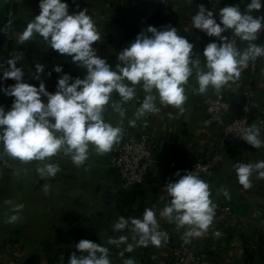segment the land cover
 <instances>
[{"label":"clouds","instance_id":"obj_1","mask_svg":"<svg viewBox=\"0 0 264 264\" xmlns=\"http://www.w3.org/2000/svg\"><path fill=\"white\" fill-rule=\"evenodd\" d=\"M261 7V0H251L244 12L238 6L223 7L219 10L220 23H217L213 11L199 5L198 13L192 17L193 27L220 41L206 45L203 66L198 55L193 58L194 45L179 35L177 28L169 25L164 30L149 26L142 31L119 53V63L112 70L93 48L101 36L87 9L69 14L68 4L61 0H40V14L18 34L17 43L24 45L39 36L52 50L71 57L72 63L86 69V75L83 79L77 77L73 80L70 75L63 74L53 94L46 90L41 80L43 65L36 64L32 77L40 80L37 88L23 82L24 71L17 67V62L23 59L22 54H12V58L6 61L7 69L0 64L3 79L16 82L2 89L6 96L14 97V101L7 112L0 106V145L3 146L0 159L9 157L25 165L34 163L35 172L41 179L54 178L61 171L60 166L52 162L54 157L62 154L70 157L76 167H82L89 159L90 148L94 147L98 155H105L121 143L126 115L123 105L136 98V86L142 88L145 96L134 113V119L129 120L130 127H136V121L149 114H159L161 107L157 106V100L163 107L178 110L176 117L169 113L170 118L183 115L188 100L186 86L193 75L198 83V89H192L194 94L204 95L209 88L219 94L230 88L240 80L242 69L247 68L250 61L264 57V46L254 43L264 31V17L251 14ZM10 26L11 22L5 26V31ZM229 30L234 37L247 42L245 49L241 51L222 35ZM53 71L62 73L63 68L55 66ZM113 93L119 95V101L113 100ZM42 97L47 98L46 103ZM109 107L119 114L121 126L114 127L105 122ZM240 138L255 149L264 147L260 127L255 123L246 127ZM234 167L238 183L245 190L252 188L254 173L264 179V161L237 163ZM175 175L179 179L169 182L164 189L170 202L160 216L175 224L177 230L185 229L182 239L185 244H190L192 239L207 234L214 222L217 205L211 199L210 185L196 171L186 172L183 176L177 171ZM50 188V184H45L44 193L48 194ZM218 194L231 199L224 187L218 190ZM5 203L11 206L10 212L13 213L7 216L5 223L20 222L24 205L14 204L11 200ZM129 227L131 243L126 235L107 240L109 245L116 247L126 245L121 257L124 252L131 253L137 247L146 248L151 244L160 248L169 240L168 233L161 230L156 213L150 207L145 208L142 218L119 217L112 230L121 233ZM76 249L81 255L73 253L68 264H111L108 247L82 239ZM123 264H135V261L128 258Z\"/></svg>","mask_w":264,"mask_h":264},{"label":"crops","instance_id":"obj_2","mask_svg":"<svg viewBox=\"0 0 264 264\" xmlns=\"http://www.w3.org/2000/svg\"><path fill=\"white\" fill-rule=\"evenodd\" d=\"M76 1L61 0L68 4L69 14H78L79 11L87 9V14L95 21L98 29L97 11L102 6L101 0H83L86 4L84 7H77L74 3ZM116 1L122 4L120 17L129 21V27L120 33L112 32L113 35L110 32L107 37H101L99 42L93 44L97 55L105 59L112 70H115L117 66L112 60L118 58L119 53L129 47L137 35L146 31L149 26L164 30L166 20L176 27L188 30L185 32L189 36L186 39L194 45L193 58L196 55L201 57V41L204 32L192 25V17L198 13L199 7L187 5L180 9L179 7L166 9L164 16L159 15L154 8L149 18L144 19L135 15L126 6L133 1L141 2L142 0ZM39 3L40 0H22L21 3L10 8L3 0H0V32L7 12H10L14 26L12 27L13 41L7 53V60L12 58V54H22L23 59L17 62V67L24 71L23 82L37 88L40 80L32 77L36 72V64L43 65L44 72L41 74V80L45 83L46 90L54 94L57 90V81L63 74L70 75L73 80L77 77L83 79L86 69L72 63L71 57L61 56L52 50L39 36L24 45L17 43L18 34L22 33L27 24L40 14ZM249 3V0H230L223 3V7L238 6L244 12ZM88 5L93 7L89 9ZM251 14L256 17L259 11H253ZM217 23H220L219 18ZM230 32L232 31L229 30L226 33ZM178 34L181 35L179 29ZM258 46H264V36L259 40ZM2 56L0 52V58ZM202 60L204 62V59ZM62 61L68 64L61 63ZM55 66H61L63 72H54ZM48 73H51L50 77ZM193 79L186 86L188 100L184 105L186 112L183 115L168 119L152 114L145 117L154 126L161 123V130L153 131L154 147L148 167L147 185L161 182L165 174H169V182H176L179 177L175 173L180 172V165L185 161V156L197 158L205 154L206 144L214 141L218 135V130L211 127L202 115L204 99L200 95L188 92L191 85L198 89L195 75ZM239 81L243 84L253 81L252 86L255 91L253 104L260 107L259 111L255 112L264 118V90L261 89L259 76L244 75ZM15 83L11 79H0V106L5 109L11 110L14 97L6 96L2 89ZM233 89L234 87L231 86L225 89V92L231 107H236L244 100L240 92H234ZM213 91L209 88L207 93ZM144 96L142 88L136 86V98L123 105L126 109L122 124L124 133L129 120L134 119V113L142 104ZM42 99L45 103L47 102L46 97ZM119 99V95L113 93V100L119 101ZM136 99H139L141 103L136 104ZM157 106L161 107L160 113L163 114L166 110L168 114L172 113L173 117L177 116L178 110L171 106ZM120 119L119 114L109 107L105 113V122L114 127L121 126ZM167 134H169V140L165 141ZM261 139L264 140V129L261 130ZM236 150L249 157V163L264 161L262 157L264 147L255 149L245 142L236 145ZM0 152H3L2 145H0ZM106 156L107 154H96L92 147L85 165L76 167L70 158L61 154L52 160L60 166L61 171L56 177L46 180L36 174L34 163L25 165L9 157L0 159V264H68L73 253L77 256L81 255L76 249V244L82 239L89 240L94 237L103 241H99L98 244L109 248V259L112 263L111 255L117 253L118 247L109 245L107 240L113 237L112 225L119 217L142 218L147 207L153 208L156 216L160 215L158 211H162L166 203L158 199L148 187L140 190L132 188L107 191L106 184H116L118 177L112 169H104ZM207 183L210 185L211 199L217 207L228 206L230 210V216L218 226L223 235L216 241L215 249L209 254L211 264H264V179L256 178L252 182V188L245 190L238 183L235 169L221 167L210 176ZM45 184L51 185L48 194L43 191ZM221 187L228 190L230 200L218 194ZM242 194L248 195V199H243ZM8 200L13 201L14 204L24 205L20 213L22 219L16 224L5 223L7 216L13 214L10 212L11 206L5 203ZM256 208L260 209V213L255 216V220H249L243 229L238 228L237 221L247 220ZM167 229L174 238L182 236L185 231V229L177 230L175 224H168ZM127 230H130V227ZM195 239L198 246L207 247V240ZM6 243L10 246H21L25 256L16 255L15 261H11L13 258H7L8 255L4 254L6 250L4 251L3 245ZM142 260L143 257H141Z\"/></svg>","mask_w":264,"mask_h":264},{"label":"built area","instance_id":"obj_3","mask_svg":"<svg viewBox=\"0 0 264 264\" xmlns=\"http://www.w3.org/2000/svg\"><path fill=\"white\" fill-rule=\"evenodd\" d=\"M7 7H15L22 0H3ZM64 2H70L71 0H62ZM230 0H142L133 1L131 4H127L128 9L135 13V15L140 18L148 19L152 10L159 15L164 16L166 9L171 10L174 7H185L187 5H194L199 7V5H204L206 10L213 11L214 19L219 18V10L223 7V3ZM247 1V0H246ZM251 2V0H249ZM75 5L84 7L86 4L83 0H77L74 2ZM262 7L259 10V14L256 17H264V0H261ZM93 5V4H92ZM88 5L91 9L93 6ZM101 8L98 9L97 20H98V32L101 37L108 36L111 32H122L129 27L130 23L126 19L124 20L120 17V1L113 0H101ZM11 22V26L5 31V26ZM171 25L181 31V36L188 38L189 36L185 33L188 30L183 29V27H176V25L167 22L166 26ZM14 26L12 21V15L7 12L4 20V26L0 32V52L2 53V58H0V64L4 65L7 69V53L9 52L10 46L13 41L12 37V27ZM121 29H120V28ZM133 30H131L132 32ZM113 35V34H112ZM222 35L229 38V42L233 43L235 47L241 51L247 47V42L241 41L238 37H234L233 32L223 33ZM264 36V31H261L259 39L254 41L258 45L259 40ZM202 52H201V64L205 63V58L203 56L204 48L207 44L216 42L220 43L218 38L209 37L204 32L202 37ZM95 45V44H94ZM204 59V62L203 60ZM113 63L118 64V58L112 60ZM61 63L68 64L66 61ZM244 75L255 76L258 75L262 84L261 89L264 90V57L257 58L255 61H250L247 68L242 69L241 77ZM0 79H3V72L0 71ZM194 80L193 77L189 79ZM241 80V78H240ZM253 81H248L243 84L238 81L236 84L231 86L234 87L233 91L240 92V96L244 100L242 104L236 105V107H231L228 96L225 90L217 94L215 91L200 95L204 99V106L202 110V115L204 116L206 122L213 128L218 130V135L214 141L206 144V153L197 157L189 158L185 156V161L180 165L181 176L186 174V172H197L201 179L205 182L208 181L210 176L214 172L223 167V169L230 168L235 169L234 165L237 163H249V157L239 153L236 150V145L243 144L240 136L246 127H249L253 123L260 127V130L264 129V118L255 111H259L260 107L254 106V87L252 86ZM135 103H141L139 99L135 100ZM264 104V102H263ZM157 105L159 100H157ZM159 107V106H158ZM258 108V110H257ZM5 112L10 109H5ZM162 119H168L169 114L166 110L162 113L156 114ZM146 125V126H145ZM161 123L159 122L155 126L148 118H143L136 121V127H130L129 123L125 129V133L121 143L114 147V150L107 154L104 169H112L117 177L118 181L116 184H106V189L108 191L112 189H145L148 187L155 196L164 201L166 204L170 202V198L165 192V187L169 183V174H165L163 179L159 183H149L146 184V179L148 175V167L151 163V155L154 147V136L153 131H160ZM169 140V134L166 135L165 141ZM264 157V153H262ZM70 158V157H68ZM71 161V159H70ZM256 178H259L258 173H254L252 176V182ZM243 199H248V195L242 194ZM129 208V207H128ZM161 212V211H158ZM260 213V209L256 208L249 215L247 220L239 219L237 221V227L243 229L249 220H255V216ZM230 216V210L228 206H224L216 209V214L213 224L210 226L207 234L202 238L208 241V245L205 248L198 246L195 242L196 239H192L190 244H185L182 236L175 237L171 236L167 225L170 224L163 217L156 216L158 222L160 223L161 230L166 231L169 235V240L166 245L156 248L151 244L148 247H137L131 253L124 252V256L121 257L120 253L124 251L126 245H120L118 247L117 253L111 255V264H123L124 259L132 258L135 264H211L210 252L215 249V243L223 235L220 229H218L219 224L224 222ZM113 236L118 238L120 235H126L129 237V243L131 240V231L125 229L121 233L112 232ZM104 236V234L102 235ZM92 242L98 243L102 241L101 239L94 237V239H89ZM103 242V241H102ZM101 242V243H102ZM4 254L8 255L7 258H13L11 261H15L16 255L21 254V257L25 256L22 251L21 246H10L9 244H4ZM141 257L143 260L141 261ZM155 257V259H153ZM23 259V258H22Z\"/></svg>","mask_w":264,"mask_h":264},{"label":"trees","instance_id":"obj_4","mask_svg":"<svg viewBox=\"0 0 264 264\" xmlns=\"http://www.w3.org/2000/svg\"><path fill=\"white\" fill-rule=\"evenodd\" d=\"M191 86H192V85H191ZM191 86L188 88V92H192V93H194V92L192 91V89H196V87H194V86L191 87ZM197 95H198V94H197Z\"/></svg>","mask_w":264,"mask_h":264}]
</instances>
